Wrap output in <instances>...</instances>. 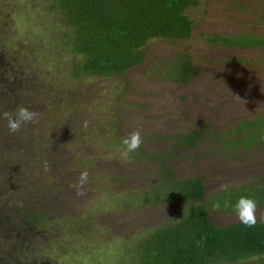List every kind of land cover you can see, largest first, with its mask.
Masks as SVG:
<instances>
[{
    "label": "rangeland",
    "instance_id": "obj_1",
    "mask_svg": "<svg viewBox=\"0 0 264 264\" xmlns=\"http://www.w3.org/2000/svg\"><path fill=\"white\" fill-rule=\"evenodd\" d=\"M49 3L0 0V82L8 84H0V172L4 180H20L24 196L20 203L0 199V239L15 248L4 249L0 264H17L18 257V264H136L137 242L193 203L204 204L217 226L239 221L233 209L212 205L222 185L255 182L261 193L251 198L264 199V48L211 40L263 36L264 0H199L185 11L192 20L188 39L152 38L139 65L113 76L75 75L71 29ZM184 55L200 70L181 82ZM16 64L20 70L8 81L6 68ZM19 107L40 116L13 134L2 113L15 116ZM255 120L261 133L254 145L227 153L217 147L234 135L230 128ZM134 130L143 143L123 160L121 141ZM197 130L194 147L175 146V135ZM85 170V194L77 196ZM196 175L203 198L178 200L176 179ZM31 195L48 216L39 229L23 231L20 207ZM257 206L259 221L264 203ZM217 264H264V258Z\"/></svg>",
    "mask_w": 264,
    "mask_h": 264
},
{
    "label": "trees",
    "instance_id": "obj_2",
    "mask_svg": "<svg viewBox=\"0 0 264 264\" xmlns=\"http://www.w3.org/2000/svg\"><path fill=\"white\" fill-rule=\"evenodd\" d=\"M198 3L199 0H50L49 7L59 12L71 29L69 48L79 58L74 67L75 75L113 76L121 75L139 65L144 58L142 48L152 38L188 39L191 36L192 20L185 11ZM211 40L224 46L264 48V35H216ZM178 68L177 79L181 82L200 70L197 65H192L188 55L180 58ZM16 69L20 70L18 64L6 68L8 81L13 79L12 73ZM0 84L8 87L6 82ZM257 122L258 120L240 122L230 128L234 135L223 139L221 147H217L227 153L229 150L246 149L254 145L259 141L258 134L261 133V130H257ZM244 129L247 130L244 136L238 134ZM1 132L5 137L6 130L1 128ZM200 137L201 130L177 134L174 136L177 140L175 146L192 148ZM17 148L22 150L19 146ZM5 178L6 173L0 172V179H3L0 181L5 182L0 199L5 202L9 199L18 200L16 188L17 183L21 184L20 180H4ZM176 182L181 185L178 200L197 202L203 198L201 176L176 179ZM256 184L258 183L253 182L236 189L229 188L220 197H215L212 205L219 202L221 209H233L240 197L251 198L254 194L258 196L261 193V188ZM11 193L14 194L12 198ZM20 193L24 199L22 191ZM36 201L38 202V198L31 195L32 205L30 202L25 204L24 201L20 207V215L24 221L21 227L23 231L27 227L39 229L38 224L43 221V216H48L41 214L42 207ZM255 201L257 204L264 203V199ZM226 202L228 206H225ZM1 215H4L2 209V218ZM10 246L15 249L10 240L6 241L2 237L0 256ZM135 248L136 264H217L253 257L264 258V219L257 221L251 228L240 221L217 226L211 221L204 204L193 203L180 218L146 234ZM20 259L16 258L15 262L18 264ZM6 260L7 258L4 261L2 259L1 263Z\"/></svg>",
    "mask_w": 264,
    "mask_h": 264
},
{
    "label": "clouds",
    "instance_id": "obj_3",
    "mask_svg": "<svg viewBox=\"0 0 264 264\" xmlns=\"http://www.w3.org/2000/svg\"><path fill=\"white\" fill-rule=\"evenodd\" d=\"M3 117L7 119L8 130L15 134L21 130L22 127L27 126L30 123L38 122L40 114L36 111H31L26 107H19L16 111V115L12 116L8 112L2 113ZM88 122L84 121L83 127L87 128ZM123 148L120 151V156L123 160H127L130 158V154L134 153L139 150L141 144L143 143L141 132L139 130L131 131L125 136L121 141ZM44 170H49V165L45 161L44 162ZM89 173L87 170L82 171L79 176L78 186L76 195L83 196L84 192V185L88 182ZM230 185H222L221 190L227 192L229 190ZM227 205V202L225 203ZM214 208H220L219 202L213 205ZM233 211L236 214L237 219L240 221L241 224L245 225L246 227H254L257 223V211L258 206L257 202L254 199L247 198V197H240L238 202L233 206Z\"/></svg>",
    "mask_w": 264,
    "mask_h": 264
},
{
    "label": "flooded vegetation",
    "instance_id": "obj_4",
    "mask_svg": "<svg viewBox=\"0 0 264 264\" xmlns=\"http://www.w3.org/2000/svg\"><path fill=\"white\" fill-rule=\"evenodd\" d=\"M17 185H18V187L16 188L17 189V193H16V195H18V200L17 201H22V199H23V197L20 195L21 193H20V191H22V185L21 184H18L17 183ZM14 196V194L13 193H11V198ZM24 204V203H23Z\"/></svg>",
    "mask_w": 264,
    "mask_h": 264
}]
</instances>
